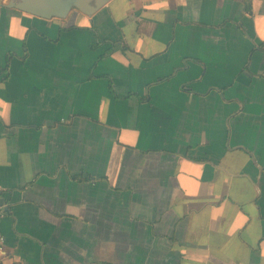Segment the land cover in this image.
Segmentation results:
<instances>
[{"label": "crops", "instance_id": "1", "mask_svg": "<svg viewBox=\"0 0 264 264\" xmlns=\"http://www.w3.org/2000/svg\"><path fill=\"white\" fill-rule=\"evenodd\" d=\"M75 1L0 0V264H264V0Z\"/></svg>", "mask_w": 264, "mask_h": 264}, {"label": "water", "instance_id": "2", "mask_svg": "<svg viewBox=\"0 0 264 264\" xmlns=\"http://www.w3.org/2000/svg\"><path fill=\"white\" fill-rule=\"evenodd\" d=\"M106 2L107 0H105L102 4H105ZM39 3H40V0H29V3L21 5L19 8L24 11L30 12V13H34L38 15H46V14H43L42 11L39 9ZM75 5L80 8L84 7V4L80 0L79 1L76 0ZM0 206H2V201H0Z\"/></svg>", "mask_w": 264, "mask_h": 264}, {"label": "built area", "instance_id": "3", "mask_svg": "<svg viewBox=\"0 0 264 264\" xmlns=\"http://www.w3.org/2000/svg\"><path fill=\"white\" fill-rule=\"evenodd\" d=\"M2 218H3V212L0 210V222H1ZM4 242H5V238L0 235V251L4 245Z\"/></svg>", "mask_w": 264, "mask_h": 264}, {"label": "trees", "instance_id": "4", "mask_svg": "<svg viewBox=\"0 0 264 264\" xmlns=\"http://www.w3.org/2000/svg\"><path fill=\"white\" fill-rule=\"evenodd\" d=\"M1 80H4V79H1Z\"/></svg>", "mask_w": 264, "mask_h": 264}]
</instances>
